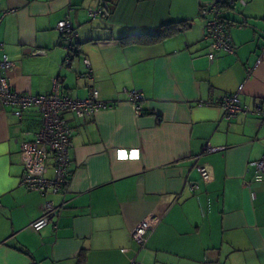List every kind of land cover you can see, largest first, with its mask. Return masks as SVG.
Returning a JSON list of instances; mask_svg holds the SVG:
<instances>
[{
  "label": "crops",
  "instance_id": "0c3cea01",
  "mask_svg": "<svg viewBox=\"0 0 264 264\" xmlns=\"http://www.w3.org/2000/svg\"><path fill=\"white\" fill-rule=\"evenodd\" d=\"M101 1L107 12L88 19ZM211 2L0 0V60L6 55L14 65L2 75L13 91L48 95L57 80L72 98L97 90L110 105L84 119L64 114L70 183L43 196L19 185L18 145L34 140L42 117L25 110L17 118L0 102V264H264V174L256 181L253 173L264 154V114L252 112L264 111V0L224 12L237 25L227 24L236 53L212 63L200 16ZM66 14L79 34L69 51L56 30ZM174 25L158 42L121 41ZM84 59L92 80L83 77ZM240 85L241 105L251 112L227 121L219 106L203 105ZM124 89L143 93L141 116ZM196 166L210 170L208 183ZM53 174L50 154L41 175ZM62 199L56 228H29L46 200ZM150 215L158 222L140 247L129 232Z\"/></svg>",
  "mask_w": 264,
  "mask_h": 264
},
{
  "label": "built area",
  "instance_id": "2783aa9c",
  "mask_svg": "<svg viewBox=\"0 0 264 264\" xmlns=\"http://www.w3.org/2000/svg\"><path fill=\"white\" fill-rule=\"evenodd\" d=\"M244 6H246L245 0H212L206 9L201 11L200 16L205 19L203 39L209 43L207 58L210 63L215 61L220 54L234 55L236 53V47L232 44L227 33V24L237 25L227 23L223 18V14L225 11H233ZM108 8V4L101 1L96 7L87 10V17L88 19L101 17L107 12ZM56 30L61 38L69 42L64 47L65 50L69 51L71 41L79 36L70 22L69 14H66L57 23ZM68 61L69 57L67 56L65 62ZM83 63L87 69L83 77L92 80L88 60L84 59ZM13 69V63L8 60L6 55H3L0 60V102L5 107L13 108L14 115L17 118H20L25 110H36L42 117L41 129L36 133L34 140L32 142H18L20 155L24 163V174L19 180V185L26 190L35 191L43 196L46 194L60 195L67 190L70 183L68 166L72 132L64 118V114L71 113L78 119H84L93 116L100 110L109 108L110 105L101 100L97 90H93L88 97L83 99L72 98L61 90L57 80H53L52 89L48 95L18 94L12 90L2 75V72L13 71ZM242 90L243 85H240L237 93L223 96L218 100L210 98L203 102V105L219 106L223 112V118L231 121L241 113L251 112V110L241 105L239 94ZM123 92L133 106L135 116H141L144 111L141 105L145 99L143 93L138 90L126 89ZM252 112L264 114L260 107L255 108ZM204 151L213 152L217 149L205 147ZM50 154L54 157V174L52 178H45L41 175V172ZM196 169L202 182L208 183L211 180V172L207 167L196 166ZM253 173L256 181H259L260 176L264 174V154L254 163ZM185 187L191 192H197L200 188L198 183L189 181L185 183ZM66 205L67 201L65 199H62L59 204L46 200L42 205L41 215L29 224V228L34 232L41 231L49 224L56 228L57 220ZM157 222L158 217L156 215L146 217L129 232V238L140 247H144ZM131 264L141 263L134 260Z\"/></svg>",
  "mask_w": 264,
  "mask_h": 264
},
{
  "label": "trees",
  "instance_id": "16d2710c",
  "mask_svg": "<svg viewBox=\"0 0 264 264\" xmlns=\"http://www.w3.org/2000/svg\"><path fill=\"white\" fill-rule=\"evenodd\" d=\"M176 26L177 25L161 27V29L158 31L157 34L148 35L141 33V34L125 37L121 39V41L123 44H148V43L158 42L174 34L175 31L177 30Z\"/></svg>",
  "mask_w": 264,
  "mask_h": 264
}]
</instances>
